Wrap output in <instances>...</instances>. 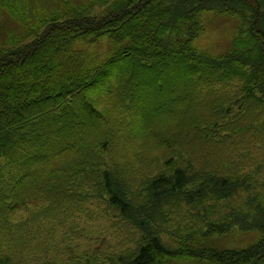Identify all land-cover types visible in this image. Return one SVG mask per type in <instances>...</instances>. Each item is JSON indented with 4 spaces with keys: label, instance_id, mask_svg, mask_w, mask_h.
Instances as JSON below:
<instances>
[{
    "label": "trees",
    "instance_id": "obj_1",
    "mask_svg": "<svg viewBox=\"0 0 264 264\" xmlns=\"http://www.w3.org/2000/svg\"><path fill=\"white\" fill-rule=\"evenodd\" d=\"M14 2L0 0V11L24 27L6 34L0 47V186L6 180L0 229L18 239L19 255L40 259L38 249L20 247L19 238L34 236L9 223L12 214L37 204L40 222L61 225L68 209L104 193L114 217L139 235L112 264H264V0H87L24 25ZM207 13L241 23L229 51L216 59L197 55L193 46ZM102 41L109 50L98 59L88 49ZM175 74L166 93L167 76ZM182 76L190 78L185 86L178 83ZM129 81L133 91L124 95ZM148 83L161 98L158 113L142 106L150 100L139 96ZM232 85H240L238 93L225 92ZM110 87L108 116L118 106H135L123 126L143 143L154 141L150 150L159 153L151 164L162 162L154 174L149 164L123 157L127 169L105 163L110 135L94 115L98 96L108 97ZM195 101L201 112L187 109ZM72 122L81 136L66 141ZM19 134L31 149L43 148L21 153ZM212 200L216 206H204ZM171 217L185 220L174 230L176 251L160 237ZM235 232L259 238L243 249L205 245Z\"/></svg>",
    "mask_w": 264,
    "mask_h": 264
},
{
    "label": "rangeland",
    "instance_id": "obj_2",
    "mask_svg": "<svg viewBox=\"0 0 264 264\" xmlns=\"http://www.w3.org/2000/svg\"><path fill=\"white\" fill-rule=\"evenodd\" d=\"M18 6L16 11L20 14L24 13V24H32L36 15L49 14L50 12L60 10L61 12L69 8L70 6H77L85 3L87 0H13ZM98 10V8L96 9ZM101 10V9H100ZM241 23L235 18H227L222 16H215L213 13H207L205 18V30L203 33L199 34L193 42V46L197 55H205L210 59H216L217 57L223 56L226 54L230 47L232 46V41L237 37L238 28ZM26 26V25H25ZM24 32V27L12 19L5 9L0 11V47L4 46L6 43L3 38L8 33L19 34ZM3 39V40H2ZM6 40V39H5ZM109 42L102 41L98 46L90 47L89 51H92L93 54H96L98 59H103L108 54ZM84 49L85 46H83ZM95 52V53H94ZM178 74V73H177ZM175 74L171 77H168L167 86L164 89L166 93L171 92L172 84L175 82L178 75ZM178 80L182 85L185 86L189 76H182ZM194 79H198V76H195ZM177 83V81H176ZM132 82H128L127 91L122 93L125 95L127 93H132L133 89L130 88ZM180 84V83H179ZM114 86V84H113ZM240 85H232L226 87L225 92L227 93H238L240 88L236 87ZM184 88V87H183ZM110 92L108 97L100 93L98 96V115L101 117L102 125L100 129L104 132H107L110 135V141L108 144V149L106 152L105 163L112 164L117 162L120 166L126 168L125 160L120 157L127 158L126 162L129 164H139L145 163L153 167L151 172L154 174L156 171H159L162 166V162L157 164H151L154 161V157L159 151H152L150 148H153L151 145L154 144L153 140L147 141L146 144L141 142V138H134L128 133V130L123 126L125 124V116L129 111H136L135 106L128 108L127 106H118L117 112L114 115L108 116V103L114 99L115 92L112 87L109 88ZM187 88L180 91V95L184 94ZM144 94L147 97H150L148 103L142 105L146 108L149 106V109H153L158 113V101L161 98L156 97L153 92L150 90V83L144 85L143 92L139 93L140 99H145ZM177 97L180 98L181 96ZM230 96V94H228ZM173 98V99H178ZM111 99V100H110ZM138 101V100H137ZM179 101V100H178ZM145 103V100L144 102ZM140 105V104H139ZM201 102L195 101V105L188 106L187 109L190 111L198 113L201 112ZM236 109V108H234ZM54 115V114H53ZM58 118V116H57ZM83 118L89 119L90 114H83ZM79 123L75 124L72 122L71 131L68 132L65 139L66 141L75 140L81 136L80 128H78ZM20 139L15 140L16 146L21 153L25 154L28 152H35L39 149H42L43 146L37 145L36 148L31 149V144H24L27 141V137H23V134H19ZM49 138L54 137L53 133L50 134ZM50 140V141H51ZM112 140V143H111ZM114 140L119 142V146L116 150H113L112 146L114 145ZM48 148V145L46 146ZM51 148V147H50ZM49 150V149H46ZM215 150V149H214ZM211 154H214L216 151H210ZM194 160H195V152ZM31 154V153H29ZM188 158L187 156H185ZM195 164V163H194ZM249 169L252 164H245ZM138 165H135L133 168H137ZM127 169V168H126ZM79 168L75 170L78 172ZM141 177H133V179H140ZM133 182V181H132ZM132 182H128L133 191H140L139 186H132ZM6 184V180L0 186V195L5 196L3 191V185ZM93 191H90L92 193ZM94 193V192H93ZM220 197L223 196L220 193ZM218 196V195H213ZM102 199L91 200L83 207H73L66 211L67 219L64 220L63 224H49L47 222H40V217L36 218V214H39L37 204L35 206L29 205V208L26 210L18 211L15 215H11L9 223L21 225L22 230L32 231L33 239L22 241L19 238V245L22 249L26 251H31L34 249L39 250L40 259L30 257L28 252H25L23 256H20L18 251V239L8 233L4 228L0 229V264H112L114 259L117 258L118 254L128 253V248H134V242L138 239V234L127 224L125 221H122L119 218H115L112 210L108 209L107 202H104V193H102ZM214 200L204 204L207 206H216L213 205ZM178 216H181L178 215ZM171 217L170 221L165 225H162V233L160 235L161 240L171 250L176 251L178 247V239L176 241L173 238V235L177 236V232L174 230L177 226L185 224L180 219H175ZM4 222V220H3ZM53 225V226H52ZM54 227V229H53ZM53 229V230H52ZM13 232V231H11ZM184 234V233H183ZM138 235V236H136ZM133 237V241L127 244L129 240ZM259 238L257 232H248L240 233L235 232L232 235L228 234L221 237H211L207 239V247L214 249H243L252 244H255ZM16 239V240H14ZM191 239V238H190ZM188 239V241L190 240ZM134 242V243H133ZM187 243V242H184ZM171 264H183V263H171ZM188 264V263H185ZM190 264V263H189ZM198 264V263H193Z\"/></svg>",
    "mask_w": 264,
    "mask_h": 264
}]
</instances>
